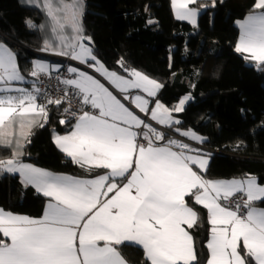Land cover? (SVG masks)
<instances>
[{
  "label": "snow or ice",
  "instance_id": "1",
  "mask_svg": "<svg viewBox=\"0 0 264 264\" xmlns=\"http://www.w3.org/2000/svg\"><path fill=\"white\" fill-rule=\"evenodd\" d=\"M196 2L171 0L175 17L195 24L197 9L190 5ZM28 3L50 21L51 36L40 51L93 69L122 99L100 79L68 66L70 78L60 80L66 86L64 97L40 103L35 83L31 90L14 85L25 77L16 55L0 44V146L12 149L10 157L0 158V173H18L25 186L49 198L38 219L0 209V234L6 238L0 239V264H126L118 250L126 243L140 246L150 264H201L187 230L200 218L186 198L207 210L206 264H264V208L258 206L264 203V185L251 174L206 178V155L187 143L166 140L164 132L139 115L171 130L181 124L173 112L184 111L191 96L170 109L157 99L163 85L155 79L135 69L124 68L127 76L108 70L85 34L82 0ZM253 7L258 11L239 23L235 51L264 70V0H255ZM27 23L35 27L31 20ZM117 63L123 68L122 60ZM58 69L35 61L30 75L38 78ZM68 90L79 98V111L63 109L75 123L53 140L73 164L89 173L103 170L93 178L54 174L21 160L31 129L44 126L48 105L60 106ZM174 130L205 142L192 130Z\"/></svg>",
  "mask_w": 264,
  "mask_h": 264
},
{
  "label": "trees",
  "instance_id": "2",
  "mask_svg": "<svg viewBox=\"0 0 264 264\" xmlns=\"http://www.w3.org/2000/svg\"><path fill=\"white\" fill-rule=\"evenodd\" d=\"M84 1L85 34L92 37L94 54L107 69L125 76L124 68L135 69L155 79L163 85L158 99L169 107L191 96L177 127L194 131L205 138L204 146L223 153L210 157L206 178L230 180L251 174L264 185V70L235 51L237 23L254 11L255 0H198L190 5L199 10L196 27L174 17L170 0ZM28 20L35 27L30 28ZM47 21L38 8L24 7L20 0H0V42L16 51L23 75H28L36 56L17 45L42 52L47 39L42 26ZM121 60L123 68L117 63ZM48 113L43 127L31 129L22 162L80 178L102 174L73 164L56 147L53 131L63 132L73 121L60 123L61 106L49 105ZM11 153V148L0 146V158ZM186 199L200 218L190 234L201 264H206L207 211ZM46 200L15 174L0 173L1 209L38 219ZM258 206L264 208V203ZM118 250L128 264H150L137 246L125 244Z\"/></svg>",
  "mask_w": 264,
  "mask_h": 264
},
{
  "label": "built area",
  "instance_id": "3",
  "mask_svg": "<svg viewBox=\"0 0 264 264\" xmlns=\"http://www.w3.org/2000/svg\"><path fill=\"white\" fill-rule=\"evenodd\" d=\"M30 51L32 53H36V54L41 55V56L48 58V59H53V60L61 61V62H65V63H74V61L68 60L64 57L53 55L51 53L37 52V51H32V50H30ZM77 64L79 66H81L82 68L89 70V68L86 67L85 65H81L79 63H77ZM66 78H69V74H68L67 70H65V69H63L62 71H60L58 73H48L47 75L41 74L38 78L36 77V84H37V87H39V89H40V96H39L38 102L46 103V100L48 98L56 100V99H61L62 97H64L66 86L63 85L62 83H60V80L66 79ZM68 91L70 92V95L64 101V103H62L60 105L61 106V117H62V119L74 121V119L72 118L71 112L65 113L63 111V109L65 107H68L72 111H75L78 113V111H79V108H78L79 98L72 95L71 90H68ZM45 94H47V95H45ZM117 95H118V97H120L118 93H117ZM120 98L122 99V97H120ZM124 102H127V101H124ZM52 106H56V105L52 104ZM129 106L132 107L131 105H129ZM132 109L134 111L138 112V110L134 109L133 107H132ZM139 115L141 116V118L145 119L146 122L151 123L153 127L157 128V130L164 132L165 136H166V140L168 138H171V139L179 140L183 143H187L192 148L199 149L200 152H202L203 154H205L209 157L213 156L212 153L214 151L219 152L218 150L206 147L203 144L195 143V142L187 139L186 137L181 136L179 133H177L176 131H174L172 129L170 130V129H167V128H164L162 126L155 124V122L150 121L142 113H139Z\"/></svg>",
  "mask_w": 264,
  "mask_h": 264
},
{
  "label": "crops",
  "instance_id": "4",
  "mask_svg": "<svg viewBox=\"0 0 264 264\" xmlns=\"http://www.w3.org/2000/svg\"><path fill=\"white\" fill-rule=\"evenodd\" d=\"M170 2H171V0H170ZM254 11H258V10H255L254 9ZM254 11H252L251 13H249V14H247L241 21H239L238 23H237V26H238V39H237V42H236V44L239 42V38H240V32H241V30H240V27H239V23L240 22H242V21H244L250 14H252ZM172 12H173V9H172ZM173 15H174V12H173ZM174 17H175V15H174ZM176 18V17H175ZM177 19V18H176ZM196 19V18H195ZM179 20V19H178ZM197 20V19H196ZM182 21H187V20H182ZM187 22H189V21H187ZM190 23V22H189ZM193 27H195L196 26V23L195 24H192V23H190ZM11 43H13L12 41H10ZM0 44H2V45H4L5 47H7V48H9L15 55H16V51L14 50V49H12L10 46H8L7 44H5V43H1L0 42ZM14 45H16L15 43H13ZM18 48H20L19 46H17ZM22 49V48H21ZM22 50H25V51H27V52H30V51H28V49H26V48H23ZM31 53V52H30ZM240 54V53H239ZM36 56V58H34V59H32V67H31V70L29 71V73H28V75H24V77H25V81L24 82H14V85L15 86H18V87H24V88H27V89H29V90H31V87H32V85H33V83H35L36 84V77H32L31 75H30V72L32 71V68H33V62H35V61H40V62H44V63H47V64H49L50 66H57V65H59V69L58 70H52V71H50L49 73H58V72H60V71H62L63 69H65V70H67V67L68 66H73V67H77V68H79L80 70H82V71H85V72H87L88 74H90V75H93L94 77H96V78H98V79H100L101 80V82L102 83H105V85L107 86V87H109L110 88V90H112L113 92H114V94H117L116 93V91H115V89H112L111 88V86L110 85H108L107 84V81H105V80H103V78L102 77H100L99 76V74L98 73H96V72H94L93 71V69H91V68H89V70H87V69H84V68H82L81 66H79L77 63L78 62H76V61H74V63H68V64H66L65 62H61V61H54V60H50V59H47V58H44V57H39V56H37V55H35ZM17 57V56H16ZM109 70V69H108ZM111 71V70H110ZM22 74V73H21ZM69 74V73H68ZM23 75V74H22ZM125 76V75H124ZM69 78H70V74H69ZM37 85V84H36ZM133 94H136L135 92L133 93ZM118 98H120V97H118ZM183 97H181L180 99H182ZM157 99H158V96H157ZM179 99V100H180ZM179 100L176 102V104L179 102ZM160 101V100H159ZM161 102V101H160ZM190 102V100H188L187 102H186V104H185V107H186V105L188 104ZM127 106H129V104H128V102H124ZM161 103H163V102H161ZM164 104V103H163ZM176 104H174V105H172V106H167V105H165L166 107H168V108H170V109H172ZM150 106H154V102H153V104L152 105H150ZM130 107V106H129ZM133 108H134V106H132ZM132 107H130L131 109H132ZM184 107V108H185ZM133 110V109H132ZM181 113V112H180ZM180 113H175V112H173V117L175 118V119H179L180 120V118L178 117V115L180 114ZM74 123H75V120L71 123V125L65 130V131H63V132H55V131H53V133H52V139H53V137H54V135H65V134H68L70 131H71V128H72V126L74 125ZM175 127H177V126H174V129H175ZM187 138V137H186ZM188 139V138H187ZM190 140V139H189ZM54 141V140H53ZM192 141V140H191ZM193 142H195V141H193ZM196 143V142H195ZM56 145V144H55ZM57 147V146H56ZM58 148V147H57ZM59 149V148H58ZM201 153V155H205V154H203L202 152H200ZM64 154V153H63ZM65 155V154H64ZM66 156V155H65ZM207 156V155H206ZM208 157V159L210 160V157L209 156H207ZM27 164H29V163H27ZM32 165V164H31ZM34 166V165H33ZM36 167V166H35ZM39 168V167H38ZM42 169V168H41ZM45 170V169H44ZM48 171V170H47ZM103 171V170H102ZM53 173V172H52ZM54 174H60V173H54ZM102 174H103V172H102ZM15 175L16 176H18L19 178H20V176H19V174L18 173H15ZM61 175H68V174H61ZM69 176H71V175H69ZM74 177V176H73ZM76 178H80V177H76ZM91 178H93V177H91ZM20 180H21V178H20ZM219 180H223V179H219ZM32 187V186H31ZM35 191H36V189L34 188V187H32ZM36 193H38L37 191H36ZM38 194H40V195H42L43 196V194L42 193H38ZM44 197V196H43ZM47 200H46V203H45V206H44V210H43V213H44V211H45V208H46V205H47V203L49 202V198H47V197H45ZM200 206V205H199ZM1 209V208H0ZM207 211V210H206ZM43 213H42V216H43ZM15 215H19V214H15ZM22 216H26V215H22ZM41 216V217H42ZM40 217V218H41ZM185 228L187 229V226L185 225ZM189 232H190V229H187ZM0 237L2 238V239H6V238H3L2 237V234H0ZM127 244V243H126ZM121 246H119V248H120ZM137 247H139V248H141L140 246H137ZM142 249V248H141ZM143 250V249H142ZM126 262V261H125ZM150 263V262H149ZM126 264H128L127 262H126Z\"/></svg>",
  "mask_w": 264,
  "mask_h": 264
},
{
  "label": "rangeland",
  "instance_id": "5",
  "mask_svg": "<svg viewBox=\"0 0 264 264\" xmlns=\"http://www.w3.org/2000/svg\"><path fill=\"white\" fill-rule=\"evenodd\" d=\"M198 1V0H197ZM20 3L22 4V6L24 7H33V8H37V7H34L33 5L29 4L28 3V0H20ZM82 3H83V13L85 11V1L82 0ZM39 9V8H38ZM198 14H199V10L197 9V15H196V19L198 17ZM197 22V20H196ZM196 27V26H195ZM43 28H46L47 30V39L51 36V30H50V21L48 20L46 25L43 26ZM191 100V99H190Z\"/></svg>",
  "mask_w": 264,
  "mask_h": 264
},
{
  "label": "clouds",
  "instance_id": "6",
  "mask_svg": "<svg viewBox=\"0 0 264 264\" xmlns=\"http://www.w3.org/2000/svg\"><path fill=\"white\" fill-rule=\"evenodd\" d=\"M14 43V42H13ZM17 46H19V45H17ZM20 48H21V46H20ZM23 49V48H22ZM28 51H30L29 49H28ZM33 51V50H32ZM31 52V51H30ZM38 52V51H37ZM32 53V52H31ZM32 54H34V55H37V56H39V57H43V56H41V55H38V54H36V53H32ZM45 58V57H44ZM48 59V58H47ZM50 60H53V59H50ZM54 61H56V60H54ZM66 64H68V63H66Z\"/></svg>",
  "mask_w": 264,
  "mask_h": 264
},
{
  "label": "water",
  "instance_id": "7",
  "mask_svg": "<svg viewBox=\"0 0 264 264\" xmlns=\"http://www.w3.org/2000/svg\"><path fill=\"white\" fill-rule=\"evenodd\" d=\"M19 47H20V46H19ZM92 47H94V43H93ZM21 48H23V47H21ZM216 154H221V155H223V153H221V152H216V151H214V152L212 153V155H216Z\"/></svg>",
  "mask_w": 264,
  "mask_h": 264
}]
</instances>
